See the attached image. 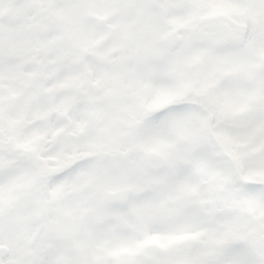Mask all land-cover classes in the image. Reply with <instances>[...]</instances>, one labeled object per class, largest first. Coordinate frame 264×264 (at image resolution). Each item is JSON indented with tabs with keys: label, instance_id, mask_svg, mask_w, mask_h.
Segmentation results:
<instances>
[{
	"label": "snow or ice",
	"instance_id": "1",
	"mask_svg": "<svg viewBox=\"0 0 264 264\" xmlns=\"http://www.w3.org/2000/svg\"><path fill=\"white\" fill-rule=\"evenodd\" d=\"M0 264H264V0H0Z\"/></svg>",
	"mask_w": 264,
	"mask_h": 264
}]
</instances>
